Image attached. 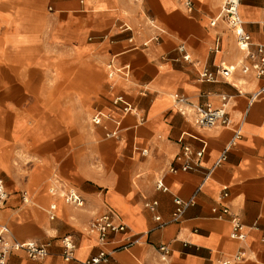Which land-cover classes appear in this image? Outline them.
Segmentation results:
<instances>
[{"label": "crops", "instance_id": "obj_1", "mask_svg": "<svg viewBox=\"0 0 264 264\" xmlns=\"http://www.w3.org/2000/svg\"><path fill=\"white\" fill-rule=\"evenodd\" d=\"M190 1L0 0V177L9 193L0 224L8 240L50 242L45 258L14 250L6 264H84L102 248L88 224L108 208L128 229L110 233L106 247L141 240L103 264H153L159 243L170 264H220L238 253L232 264H264V97L250 100L264 79L239 68L200 79L202 67L237 64L243 52L222 19L211 24L224 0ZM240 15L264 43V0H241ZM180 44L200 63L182 59ZM175 92L213 107L227 94L230 121L200 127L194 110L178 111ZM117 95L133 111L114 106ZM97 111L101 124L91 120ZM184 144L204 148L189 170L178 159ZM68 186L82 206L60 196ZM175 196L194 199L179 221ZM224 206L241 218L243 239L231 236L230 214L218 217ZM65 235L76 241L70 260Z\"/></svg>", "mask_w": 264, "mask_h": 264}, {"label": "built area", "instance_id": "obj_2", "mask_svg": "<svg viewBox=\"0 0 264 264\" xmlns=\"http://www.w3.org/2000/svg\"><path fill=\"white\" fill-rule=\"evenodd\" d=\"M186 5H190V0H185ZM240 3L241 0H224L220 12L216 17L211 20V24H215L218 19H222L234 32L236 43L243 52V58H241L237 64L233 65H220L216 71H211L208 67H202L200 70V79L204 81H215L217 76L220 75L223 78H228L230 74L239 68L243 73L253 72L257 78L264 79V43L254 42L251 34L244 27V20L240 15ZM261 25L264 27V16L261 21ZM126 29L129 26H125ZM128 30H131L129 28ZM155 37V36H154ZM132 37L129 40L132 41ZM182 53V59L186 61L200 63L199 60H194L189 52H187L185 45L180 44L177 48ZM241 93V91H239ZM173 101L176 104L178 111L182 114L188 112L189 109L195 112V122L197 125L203 128H209L217 124H227L230 121L227 105L229 96L227 94L221 95V104L213 107L209 104H194L188 100V98L180 93L175 92L172 94ZM264 97V84L254 89L251 92L250 100L253 101L257 98ZM114 106L118 107L123 112L133 111V106L122 96L117 95L113 100ZM101 111H97L92 115L91 120L94 124H101L103 117ZM117 131H108V136H117ZM236 136H239V130L236 131ZM204 153V148L197 151H193L192 148L184 144L182 146V152L178 156V159L183 160L180 169L189 170L198 164ZM170 171L175 172L178 168L171 166ZM158 189L166 191L168 188L164 184L162 179H158L156 182ZM199 189V188H198ZM49 192L53 195L57 193L54 186L49 188ZM226 195V193H225ZM9 193L6 188L5 180L0 177V207H3L8 199ZM60 196L67 202L76 206L83 205V199L81 195L73 188L66 187L60 192ZM24 201H28V193L22 192ZM175 209L172 213V220L179 221L186 209L194 204L193 197L189 199H183L179 196H175ZM157 200H150L145 202V206L151 210H155L157 207ZM56 203L52 202L49 206V217L55 216ZM223 214H230V222L232 225L231 236L237 239L244 238L243 222L238 214L230 213L228 206L222 208V214L218 217H222ZM158 221L161 220L159 215H156ZM161 222L160 225H163ZM128 226L119 219L118 214L108 208L104 213L94 217L88 224V230L96 234L98 241L102 248L93 256L86 259L84 264H103L109 260L110 255L118 250L127 249L133 244L138 243L141 240V235L135 234L133 236H125L122 240L112 247H106L109 242L110 233H123L126 232ZM9 233V228L5 224H0V264H6L9 254L14 250H24L26 254L32 259H43L48 254L50 242L40 243L35 240L27 241H11L8 240L6 235ZM63 245L62 255L64 259L70 260L74 257V251L76 248V241L71 235H65L61 238ZM157 253V260L153 264H170L171 249L166 243H159L155 247ZM243 258L242 253L234 255L232 258H226L220 261V264H232L235 261H239Z\"/></svg>", "mask_w": 264, "mask_h": 264}]
</instances>
